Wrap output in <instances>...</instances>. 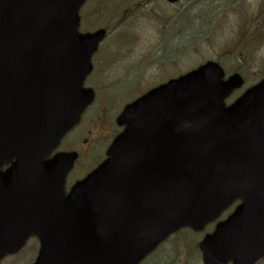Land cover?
<instances>
[{"label": "water", "instance_id": "obj_1", "mask_svg": "<svg viewBox=\"0 0 264 264\" xmlns=\"http://www.w3.org/2000/svg\"><path fill=\"white\" fill-rule=\"evenodd\" d=\"M84 2L0 0V260L35 236L33 264H138L235 199L202 262L264 257V80L225 107L242 80L212 63L126 106L109 160L63 195L72 157L44 159L92 101L82 84L105 35L78 32Z\"/></svg>", "mask_w": 264, "mask_h": 264}, {"label": "rangeland", "instance_id": "obj_2", "mask_svg": "<svg viewBox=\"0 0 264 264\" xmlns=\"http://www.w3.org/2000/svg\"><path fill=\"white\" fill-rule=\"evenodd\" d=\"M80 24V31L105 28L107 36L92 58L93 73L85 84L95 89V102L83 114L81 125L63 138L65 144L83 139L96 120L104 128L100 109L108 107L111 120L143 89L205 61H218L230 74H241L244 85L233 97L264 77V0H180L174 5L163 0H88ZM99 132L105 144L106 132ZM101 147L99 142L96 153ZM83 165L85 171L92 166L87 161ZM33 240L1 264H31L37 248ZM167 251L162 245L140 264L196 262V257L185 260Z\"/></svg>", "mask_w": 264, "mask_h": 264}, {"label": "flooded vegetation", "instance_id": "obj_3", "mask_svg": "<svg viewBox=\"0 0 264 264\" xmlns=\"http://www.w3.org/2000/svg\"><path fill=\"white\" fill-rule=\"evenodd\" d=\"M110 131H111L110 130V124L108 122L107 123V147L109 145V140H110V138H108L109 137L108 132H110ZM88 134L91 135V140H89V139L82 140L79 144H74L71 147L69 146L68 149H66V151L75 150L79 156V160H82L83 158H87L89 156V150H90V148H92L89 146L94 145L99 140V136H98V134H96V132L88 131ZM239 204H240L239 200L233 202L224 211H222V213L219 215V217L215 221H213L212 223L207 225L203 229L204 230L203 232H201V233H195L194 232L193 233V232L188 230V233L191 237H193L194 239L197 237L200 240H198L197 242H195L192 245H184V244H177L176 246L174 245V254L177 256H180V257L183 256L185 258V260H187L188 258H191L194 255H197L198 259H199V257H200V253L198 251L199 241H201L206 234L213 232L217 224L225 221L228 217H230V215L233 214V212L236 210V208L239 206ZM197 263L200 264L198 261H196L194 264H197ZM228 264H231V262H229ZM254 264H264V257L259 259Z\"/></svg>", "mask_w": 264, "mask_h": 264}]
</instances>
